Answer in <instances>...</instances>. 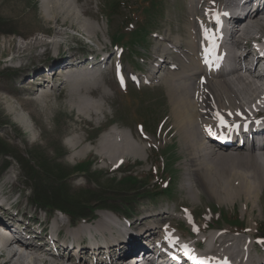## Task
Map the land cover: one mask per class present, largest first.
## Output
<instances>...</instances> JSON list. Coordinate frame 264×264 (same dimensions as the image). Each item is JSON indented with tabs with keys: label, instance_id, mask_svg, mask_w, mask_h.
Here are the masks:
<instances>
[{
	"label": "rangeland",
	"instance_id": "rangeland-1",
	"mask_svg": "<svg viewBox=\"0 0 264 264\" xmlns=\"http://www.w3.org/2000/svg\"><path fill=\"white\" fill-rule=\"evenodd\" d=\"M41 1L0 0V191L11 193L8 201L19 207L20 211H27V200L47 209L60 205L69 214L74 213L79 220L85 215L97 214V207H110L118 214H115L117 217L123 213L130 220L149 211L166 210L171 213L166 221L174 224L187 242L204 240L201 246L204 249L210 232L234 235L245 240V244L250 243L251 250H256L258 254L264 253V238L257 235L253 238L261 240L263 243L260 245L251 246L250 242L253 233L257 232L255 223L264 220V192L251 213L254 218L250 217L249 205L243 214L240 204L219 205L204 192H198V188L195 193L188 192L182 184L185 154L181 152L177 136L169 126L170 105L164 84L156 80L150 85L134 84L129 80L134 75L138 77L141 71L145 77L150 76L148 71L152 67L155 48L161 44L164 46V43L166 45L165 33L172 38L184 37L185 24L190 20L188 0H149L151 4L148 0H111V5L113 2L116 4V11L111 15L104 10L109 0H72L78 16L95 27L93 33H87L74 24L70 26L69 21H61L62 13L53 18L48 17L51 13L49 9H44ZM134 30L140 33L129 44V37ZM116 35L118 41L115 42L113 38ZM32 39L33 44L37 45L25 49L23 55L18 57L16 48ZM50 40L51 43L56 41L58 45L47 46ZM114 44L122 45L124 49L118 60L102 69L104 75L100 81L84 78L81 82L69 80L67 85L58 82L53 90L41 91L34 100L18 89L19 76L26 72V67L39 66L50 55L55 62L59 58H66L61 55L63 53L92 52L96 55L104 48L102 53L105 54L113 49ZM166 51L169 53H163L165 61H169L171 54H177L170 46ZM165 65L163 62L161 71L165 70ZM118 66L126 71L122 75L126 84L116 77L115 69ZM67 67L62 65L58 71ZM78 88L83 89L81 94L85 101H96L95 112L77 111L74 92ZM112 126L121 129L134 144L143 145L140 156L125 154L120 161L113 163L92 146L81 155H77L76 149L70 146L76 136L81 139L80 145L85 142L94 145L101 137L107 136L105 134ZM80 165L87 166L85 172L77 169ZM124 170L136 176L133 183L120 185L121 178L126 175ZM157 176L171 177L168 185L171 193L147 199V190L161 186L156 181ZM13 179L17 187L14 195L11 189ZM143 184H147V187L141 190ZM130 187L140 189L130 196L122 194ZM99 196L106 197V200L102 203L97 201ZM49 209L50 216L63 213ZM31 212L36 221L43 220L44 212L29 210ZM233 215L239 219V223L233 225L244 223L246 226L243 232H229L226 222ZM52 219L50 217L45 222L46 229ZM79 220L71 225L82 222ZM23 221L29 222L28 218ZM206 223L209 225L206 226ZM251 226L253 231L250 232L247 227ZM247 233L250 240L245 236ZM61 251L59 264L64 261Z\"/></svg>",
	"mask_w": 264,
	"mask_h": 264
},
{
	"label": "bare ground",
	"instance_id": "bare-ground-1",
	"mask_svg": "<svg viewBox=\"0 0 264 264\" xmlns=\"http://www.w3.org/2000/svg\"><path fill=\"white\" fill-rule=\"evenodd\" d=\"M41 2L44 9H49L48 12L51 13L48 17L53 18L62 13L61 21H69L70 26L74 24L87 33L94 32L93 24L78 16L72 0ZM227 5L232 6L233 0H188L190 20L185 24L184 37L172 38L165 33L169 37H166L167 46L164 43V46L161 44L155 48L152 67L149 69L151 72L148 73L150 76L146 77L150 80H145L149 85L156 80L165 86L170 105L169 126L177 136L181 152L185 154L183 187L190 193H195L198 188V192H204L219 205L240 204L243 214L249 205L250 217L254 218L251 213L259 204L264 192V67L259 63L260 59H264V0H245L239 11L230 17L223 12ZM246 8L252 10L249 17L241 21L239 27L233 26L225 31V23L230 26L231 21L237 19ZM231 37L233 41L228 43L227 40ZM33 41L32 39L26 45H19L15 50L17 56L23 55L25 49L36 46ZM51 41L46 43L47 46L58 45L56 41ZM169 46L173 47L177 54H171L169 61H165L163 53H169L166 51ZM102 51L104 48L99 52L101 54L91 53L96 57L99 55V59L94 63L104 59ZM84 56L88 54L70 55L64 60L59 58L42 67L52 69L56 64L58 68L62 65L68 66ZM163 62L167 66L161 71ZM68 72L63 75L75 74ZM82 91L83 89L78 88L74 92L77 111L93 112L97 108L96 101H88V97L85 101ZM21 106H24V103H21ZM107 132V136L101 137L94 145L86 142L80 145L81 139L76 136L70 146L76 149L77 155L83 154L92 146L107 161L112 160L113 163L120 161L125 154L140 156L143 145L134 144L117 126H112ZM254 135L261 136L262 141L243 144L244 139ZM1 195L3 197L0 198V216L4 217L0 219L15 227L18 232L16 240L24 241L25 244L20 245L24 247L16 249V242L0 238V264H59L58 260L62 258L61 250H67L69 247L73 248L71 254L74 255L70 264H130L125 259L129 248L125 247L138 241L142 244V240L150 238L149 235L158 245L160 253L168 248L182 246L188 248L195 257L205 254L213 257L218 252L238 251L239 254L253 255L256 259L264 261V256H257L255 251L250 249V243L245 244V240L234 235L210 232L206 247L195 248L202 240L190 243L183 239L178 228L166 221L171 216L166 210L143 213L132 219L130 226H121L117 224L118 218L114 213L99 209L93 221L77 218L76 220L82 222L72 226L71 223L76 220L70 218L69 221L64 215L65 212L53 216L44 213L43 220L36 221L27 207V211H20L19 207L8 201L10 192L0 191ZM107 216H112L114 220ZM50 217H53L52 223L49 222L46 229L45 222L47 223ZM25 218H28L29 222L23 221ZM207 225L209 224L206 223ZM32 226L36 228H31ZM247 230L253 231L252 226L247 227ZM242 236L244 238V235ZM245 236L250 240L249 234ZM88 238L107 241L109 246L105 249L97 244L95 248H90L86 244ZM252 239L253 237L250 242ZM104 259L106 263H102ZM145 264H152V260L147 259ZM192 264L203 262L195 261Z\"/></svg>",
	"mask_w": 264,
	"mask_h": 264
},
{
	"label": "trees",
	"instance_id": "trees-1",
	"mask_svg": "<svg viewBox=\"0 0 264 264\" xmlns=\"http://www.w3.org/2000/svg\"><path fill=\"white\" fill-rule=\"evenodd\" d=\"M105 1V0H104ZM149 1V0H148ZM150 1H153V0H150ZM149 1V4H151V2ZM144 2V1H143ZM116 4H115V2H113V4L111 5V0H109L105 5H104V10H105V12L106 13H108V15H111V14H114V12L116 11ZM140 32L138 31V30H134L133 32H131V36L129 37V44H130V42H131V40H135V38L138 36V34H139ZM119 37H122V35H118ZM114 37V36H113ZM114 39V41L116 42V41H118L117 40V35L113 38ZM43 44V43H42ZM73 56H81V55H84L85 53H71ZM49 58L48 59H46L45 61H43L41 64H44V65H47V64H49V61L51 62V60L53 61L54 59L52 58V55H50V56H48ZM41 66V65H40ZM37 67H39V66H36V65H30V66H27L26 67V70L27 71H31V70H33V69H35V68H37ZM24 75V74H23ZM25 85H27V84H25V83H22L21 85H20V87H24V88H26L27 86H25ZM15 86V85H14ZM16 87V86H15ZM22 87V88H23ZM17 88V87H16ZM18 89H19V87H18ZM20 90V89H19ZM31 95V94H30ZM31 98V97H30ZM5 161V160H4ZM77 169H79V170H81V172H85L86 171V169H87V166H85V165H83V166H79ZM129 172V171H128ZM124 174H126V175H124L121 179H123L121 182H120V185L121 184H124V183H126V184H131V183H133L134 182V180H135V178H136V176L135 175H132L133 173L131 172V173H127V170H124ZM123 175V174H122ZM171 177H166V178H163V177H159V176H157V178L156 179H160V182H163V180H166V179H170ZM15 179H17V176L15 177ZM158 184H160L161 186L158 188V185H157V187H155V188H153V189H151V191H149V190H147L148 192H147V194H145L147 197H159V196H162V195H164V194H170L171 193V188H169L168 187V185L169 184H165V185H162L161 183H158ZM146 187H147V184H143L140 188H141V190L142 189H146ZM140 188H137V187H130V188H127L124 192H122V194H124V195H126V196H130V195H133L134 194V192L135 191H137V190H139ZM11 189H12V191H13V193L17 190V187H16V185H15V182H14V180L11 182ZM22 189V188H21ZM19 190V189H18ZM106 200V197H98L97 198V201H101V203L102 202H104ZM26 207H27V209L28 210H33V211H42V212H44V213H51V210L49 209V208H51V209H53V207H49L48 209H47V207H44L43 206V208H42V205L40 206L41 208L39 209L35 204H33L31 201H29V200H27L26 202ZM54 207L55 208H57V210H60V211H62V212H65L66 214H67V216L69 217V218H71V219H74V220H76L78 217H76V218H73L72 217V215L71 214H69V212H67L66 211V209L65 208H63L62 206H60V205H54ZM46 208V209H45ZM45 209V210H44ZM99 209H107V210H110L111 212H113L114 214H116L117 215V213L115 212V210H112V208H110V207H100ZM98 209V210H99ZM125 209H127V210H129V208L128 207H126ZM47 211V212H46ZM70 211V210H69ZM47 213V214H48ZM71 213H73V212H71ZM30 214H32V212L30 213ZM73 216H75L74 215V213H73ZM97 216V214H89V215H85L84 216V220H88V221H91V220H93L95 217ZM118 216V215H117ZM222 220H224L225 221V218H223L222 217ZM226 222V221H225ZM227 223L228 224H230V225H233V224H237V223H239V219L236 217V215H233V216H230L229 218H228V221H227ZM233 226H235V225H233ZM237 226V225H236ZM239 227H242L243 226V223H242V225L241 224H239L238 225ZM239 229V228H238ZM256 230L259 232V234H261V235H263L264 236V220L263 221H261V222H256Z\"/></svg>",
	"mask_w": 264,
	"mask_h": 264
},
{
	"label": "snow or ice",
	"instance_id": "snow-or-ice-1",
	"mask_svg": "<svg viewBox=\"0 0 264 264\" xmlns=\"http://www.w3.org/2000/svg\"><path fill=\"white\" fill-rule=\"evenodd\" d=\"M221 123H223V121H221Z\"/></svg>",
	"mask_w": 264,
	"mask_h": 264
}]
</instances>
